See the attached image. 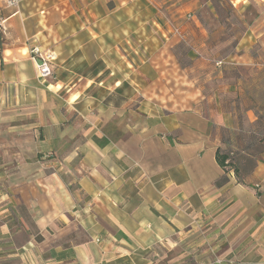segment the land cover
<instances>
[{"label": "crops", "instance_id": "crops-1", "mask_svg": "<svg viewBox=\"0 0 264 264\" xmlns=\"http://www.w3.org/2000/svg\"><path fill=\"white\" fill-rule=\"evenodd\" d=\"M231 1L233 80L174 55L216 60L211 0L0 5V264H264V149L243 181L216 158L264 136V0Z\"/></svg>", "mask_w": 264, "mask_h": 264}, {"label": "trees", "instance_id": "trees-1", "mask_svg": "<svg viewBox=\"0 0 264 264\" xmlns=\"http://www.w3.org/2000/svg\"><path fill=\"white\" fill-rule=\"evenodd\" d=\"M212 1V5L215 9V11H217V9L219 11H221V9L223 10L225 7H228L231 11H235L234 10V5L232 3L231 0H224L222 2V0H211ZM252 5L255 4V0H251ZM224 7V8H223ZM264 7V6H262ZM217 11V14L218 12ZM242 24L241 28L239 29V31H235L234 33H232L230 35V37H226L225 39H230L232 40V43H225V39L219 40L216 39V44H213V46L211 47L210 50V55L214 56L212 58L216 59L215 64L219 65L221 67V69L225 70V76L228 73L227 71H229V75L230 78L232 79L233 77H235V75L238 74L237 70H234L237 74H235L234 76H232L230 70L232 69H226L227 66H230L228 64V62L224 61L222 58H218V56L216 55V52L218 50V48L220 46H225V45H231V47L233 48V52H235L236 49V45L237 42L239 41V37L246 31V29L248 28V24H245L244 21H241ZM233 28H230V30H232ZM2 41V35L0 33V42ZM186 45L190 50L193 51V49L185 43H181V46L184 47V45ZM180 47V46H179ZM185 53L189 52V51H185ZM192 53V52H191ZM198 55L201 56V54L199 52H197ZM187 55V54H186ZM192 62V61H191ZM232 67V66H231ZM227 79V78H225ZM233 80V79H232ZM243 127H246L245 124H243ZM246 131L248 130L247 128H244ZM230 134L228 130H223V140H228ZM243 137L245 140V142L247 141V144H242L241 143V149H236V150H232V146L229 145L230 143H228L227 145H224L223 147H218L217 151H216V158L217 161L219 163V165L223 168L224 172L228 173L229 171H232L235 173L238 181H243L244 178L253 172L254 168L257 166L258 164V160H259V156H257L255 153H253L251 151L252 147L260 144L262 149L261 151L264 149V136H261L259 134H255L252 131L248 133V131L246 133H243ZM230 147H227V146ZM260 151V152H261ZM226 177L224 176L223 178H221L219 181H217V184H223L226 181Z\"/></svg>", "mask_w": 264, "mask_h": 264}, {"label": "rangeland", "instance_id": "rangeland-1", "mask_svg": "<svg viewBox=\"0 0 264 264\" xmlns=\"http://www.w3.org/2000/svg\"><path fill=\"white\" fill-rule=\"evenodd\" d=\"M224 0H222L223 2ZM252 10H248L246 11L244 14H246V18L242 17L243 11L241 10L240 7V3L238 2L236 6H234V10L235 11H231L228 7H223L224 9L221 11H219L217 9L216 11V25H213V27L217 26V28H215L213 30H211L210 33L214 34L217 39L219 40H224L226 37H230V35L232 33H234L235 31H239V29L241 28V25H244L241 23V21H246V22H250L253 20V17L256 13V9L254 8V6H251ZM215 11V9H214ZM212 22L211 19L208 20V23ZM246 24V23H245ZM230 28H233L232 30H230ZM232 32V33H231ZM213 36V35H212ZM184 45V44H182ZM184 50L187 52L185 53ZM174 51V55L178 58L179 60V64L180 67L182 66V68H185V70L187 72H189L190 75H194L197 71L199 72H203V71H219V66H216L215 61L214 60H210L207 62V65L202 64L201 62H196V59H199L201 56L197 54V52L190 50L186 45H184V47L181 46L177 47L176 49L173 50ZM192 52V53H191ZM208 52V51H207ZM206 53V52H205ZM233 52V48L231 47V45H225V46H220L216 52V55L218 56V58H222L224 61L229 59L230 55H232ZM191 56L194 58V60H190V58L187 55ZM192 61V62H191ZM178 70V68H176ZM181 69V68H180ZM235 69L230 70L232 76H234L235 74H237L235 71ZM181 73V71H179ZM184 87H186L184 85ZM248 142L245 140H243L242 144H247ZM232 147V150H236V149H241V143H236V144H229ZM227 147H230V146ZM262 147L260 144H257L255 146L252 147L251 151L253 153H255L257 156H259V153L261 151Z\"/></svg>", "mask_w": 264, "mask_h": 264}, {"label": "built area", "instance_id": "built-area-1", "mask_svg": "<svg viewBox=\"0 0 264 264\" xmlns=\"http://www.w3.org/2000/svg\"><path fill=\"white\" fill-rule=\"evenodd\" d=\"M24 1L26 0H0V5L3 4L8 8L17 9ZM0 27H1V21H0ZM176 31L177 33L180 34V31L178 29ZM32 56L38 61L37 63L38 76L44 79L49 77L52 72L51 63L56 61V59L58 58L56 52L51 49L43 50L40 47H34L32 50Z\"/></svg>", "mask_w": 264, "mask_h": 264}]
</instances>
